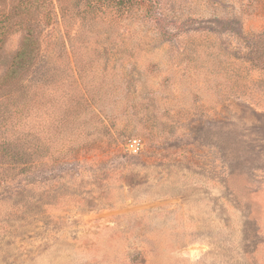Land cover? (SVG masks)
Returning a JSON list of instances; mask_svg holds the SVG:
<instances>
[{"label":"rangeland","instance_id":"374dc122","mask_svg":"<svg viewBox=\"0 0 264 264\" xmlns=\"http://www.w3.org/2000/svg\"><path fill=\"white\" fill-rule=\"evenodd\" d=\"M0 264H264V0H0Z\"/></svg>","mask_w":264,"mask_h":264},{"label":"trees","instance_id":"16d2710c","mask_svg":"<svg viewBox=\"0 0 264 264\" xmlns=\"http://www.w3.org/2000/svg\"><path fill=\"white\" fill-rule=\"evenodd\" d=\"M26 41L27 40L25 38V41L21 44V49L18 50L15 56L17 59H24V56L27 57L25 51L27 50V47L29 45L26 43ZM7 126L8 124L4 120L2 128ZM33 136H25L26 139L30 138L29 141H26L25 138H22L23 140H20L18 145H16V149L12 148V150L10 149L9 151V148L7 147L8 149H6V147L4 146V153L1 156L3 158V161L7 162V164L10 166L19 168L21 174L32 172L34 169L40 167L41 163H39V161H44L43 146L41 145V143H38L39 146H37V143H35V145H32V141L34 139Z\"/></svg>","mask_w":264,"mask_h":264},{"label":"built area","instance_id":"2783aa9c","mask_svg":"<svg viewBox=\"0 0 264 264\" xmlns=\"http://www.w3.org/2000/svg\"><path fill=\"white\" fill-rule=\"evenodd\" d=\"M127 150L130 153H137V151L139 150V143L136 140L130 141L127 144Z\"/></svg>","mask_w":264,"mask_h":264}]
</instances>
